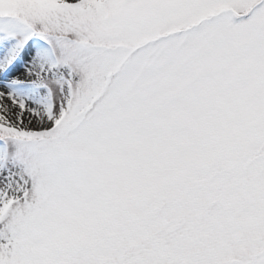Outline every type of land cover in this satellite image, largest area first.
<instances>
[{"label":"snow or ice","instance_id":"snow-or-ice-1","mask_svg":"<svg viewBox=\"0 0 264 264\" xmlns=\"http://www.w3.org/2000/svg\"><path fill=\"white\" fill-rule=\"evenodd\" d=\"M0 264H264V0H0Z\"/></svg>","mask_w":264,"mask_h":264}]
</instances>
